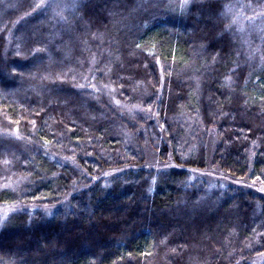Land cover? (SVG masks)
<instances>
[{
	"label": "trees",
	"instance_id": "obj_1",
	"mask_svg": "<svg viewBox=\"0 0 264 264\" xmlns=\"http://www.w3.org/2000/svg\"><path fill=\"white\" fill-rule=\"evenodd\" d=\"M263 255L264 0H0V264Z\"/></svg>",
	"mask_w": 264,
	"mask_h": 264
},
{
	"label": "rangeland",
	"instance_id": "obj_2",
	"mask_svg": "<svg viewBox=\"0 0 264 264\" xmlns=\"http://www.w3.org/2000/svg\"><path fill=\"white\" fill-rule=\"evenodd\" d=\"M210 136L212 137V140L210 141L208 148H211L212 150V147L215 146L214 145L215 140L212 134H210ZM146 153L148 156L150 155L149 158L151 156L154 157V154L148 148H146ZM153 157L150 158L149 162L152 165V168H154V170H162L169 166V164L168 165L159 164L157 160L154 159L155 157L154 158ZM201 177L204 178V180L206 181V184L209 186L214 185V184H220L222 186H227V187L229 186L234 187V188H248L249 187L254 190L255 189L259 190L257 187H254L253 185H251L248 181L242 180V179H234V178L225 176L222 172L218 171L215 168H211L207 172L204 171L202 173H197L194 178L199 179ZM253 264H264V255L256 259Z\"/></svg>",
	"mask_w": 264,
	"mask_h": 264
},
{
	"label": "snow or ice",
	"instance_id": "obj_3",
	"mask_svg": "<svg viewBox=\"0 0 264 264\" xmlns=\"http://www.w3.org/2000/svg\"><path fill=\"white\" fill-rule=\"evenodd\" d=\"M40 6H44V5H38V7H40Z\"/></svg>",
	"mask_w": 264,
	"mask_h": 264
}]
</instances>
